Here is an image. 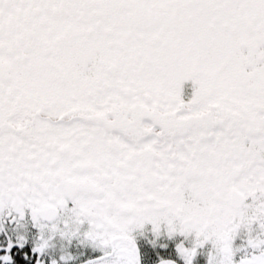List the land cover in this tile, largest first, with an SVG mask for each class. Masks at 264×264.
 Segmentation results:
<instances>
[{"label": "snow or ice", "instance_id": "1", "mask_svg": "<svg viewBox=\"0 0 264 264\" xmlns=\"http://www.w3.org/2000/svg\"><path fill=\"white\" fill-rule=\"evenodd\" d=\"M0 264H264V0H0Z\"/></svg>", "mask_w": 264, "mask_h": 264}]
</instances>
